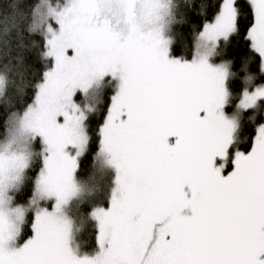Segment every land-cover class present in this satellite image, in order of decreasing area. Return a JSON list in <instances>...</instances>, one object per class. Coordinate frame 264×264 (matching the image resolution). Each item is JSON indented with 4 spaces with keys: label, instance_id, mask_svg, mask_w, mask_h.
I'll return each mask as SVG.
<instances>
[{
    "label": "snow or ice",
    "instance_id": "obj_1",
    "mask_svg": "<svg viewBox=\"0 0 264 264\" xmlns=\"http://www.w3.org/2000/svg\"><path fill=\"white\" fill-rule=\"evenodd\" d=\"M194 3L0 9V99L24 97L9 32L42 63L23 107L0 112V264H264V82L245 60L241 92L232 62H217L239 39L264 80V0H217L211 18L201 3L182 56L174 30Z\"/></svg>",
    "mask_w": 264,
    "mask_h": 264
},
{
    "label": "trees",
    "instance_id": "obj_2",
    "mask_svg": "<svg viewBox=\"0 0 264 264\" xmlns=\"http://www.w3.org/2000/svg\"><path fill=\"white\" fill-rule=\"evenodd\" d=\"M16 2V0H0V9H7L10 3ZM22 6H26L28 3L33 2V0H19ZM201 3L207 8L208 18L216 11L217 0H195L192 8L186 10L187 19L190 23L178 24L175 27V35L177 41L180 45V54L182 56H188L190 53V42L193 38V31L201 26L205 21V17L198 14L201 7ZM11 24L6 22L2 16H0V38L4 37L5 30L10 29ZM27 37V34H25ZM8 39L11 41L12 51L10 56L22 55L24 57V97L17 96L14 92L10 93L6 99H0V112L7 113L8 111L18 110L23 107V99L29 97L32 93L31 83L34 82L36 76L42 71V63L38 59V51L35 48H31V41L25 39L24 49L17 47L18 42L16 41L12 32L8 33ZM229 60L233 64V71L236 73V77L233 80V84L239 83L241 85V92L244 86L245 71H243V66L245 60L248 61L247 72L256 77V83H262L264 80L261 78V74L258 71V57L253 53L250 47L237 39L233 41L230 45L225 47L223 56L218 58ZM0 62H3V57L0 56ZM19 84L20 81L18 80ZM237 96L239 93L236 94ZM100 122V117L97 116L93 124L91 125L93 129V138L96 139V128ZM255 129V124H249L246 128L245 135L242 139L240 150L250 151L251 143L253 138V132ZM95 146V145H94ZM78 243L81 245L83 250L92 251L95 248V233L91 223L85 224L82 232L78 235Z\"/></svg>",
    "mask_w": 264,
    "mask_h": 264
},
{
    "label": "rangeland",
    "instance_id": "obj_3",
    "mask_svg": "<svg viewBox=\"0 0 264 264\" xmlns=\"http://www.w3.org/2000/svg\"><path fill=\"white\" fill-rule=\"evenodd\" d=\"M217 62H220V61H217Z\"/></svg>",
    "mask_w": 264,
    "mask_h": 264
}]
</instances>
